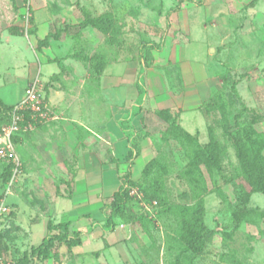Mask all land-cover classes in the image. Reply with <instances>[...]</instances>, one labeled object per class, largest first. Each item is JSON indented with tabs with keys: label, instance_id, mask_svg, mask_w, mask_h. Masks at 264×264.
I'll use <instances>...</instances> for the list:
<instances>
[{
	"label": "rangeland",
	"instance_id": "rangeland-1",
	"mask_svg": "<svg viewBox=\"0 0 264 264\" xmlns=\"http://www.w3.org/2000/svg\"><path fill=\"white\" fill-rule=\"evenodd\" d=\"M188 3L196 5L201 22L185 37L189 42L180 39L174 67H183L186 93H193L183 100L186 106L204 99L201 86L215 70L221 68L225 73L227 85L221 97L227 130L219 124L217 111L211 113L215 133L224 146L220 169L196 163L199 144L195 140L168 134L162 120L144 113L134 122L114 121L125 137L112 138L128 151L125 159L115 160V167L103 172L100 190L95 184L100 182L96 170L91 174L94 184L84 180L81 153L109 141L107 113L112 106L128 107V99L139 101L137 89L142 93V85L137 83L142 78L136 74L123 80L129 86L114 87L109 93L115 97H106L104 103L96 104L91 91L74 93L67 119L15 135L12 142L19 168L14 176L3 179L4 162H0V202L8 208L0 223L6 241L0 256L7 264H15L23 251L40 242L56 202L69 211V204L77 201L75 212L88 222L80 234L82 243L72 248L58 245L49 259L37 264H264V197L258 192L245 199L236 197L239 182L247 191L250 187L238 178L242 168L234 148L235 139L248 148L254 136L248 132L264 131V0L238 7L225 0ZM179 5L173 2L170 11ZM83 9L93 16L110 13L114 31L104 34L86 27L78 39L61 35L39 47L38 40L49 32L80 24ZM215 12L219 21L226 18L231 32L224 33L222 43L213 50L218 39L209 23ZM206 20L209 26L203 29ZM169 21L163 0H0V99L6 103L21 99L30 76L40 78V94L48 99L53 83L62 75H94L87 63L73 57L75 53L97 54L107 63L131 62L140 68L142 61H150L158 51L163 55ZM212 50L216 54H209ZM209 85L213 91L214 83ZM80 120L88 127L79 125ZM182 121L187 129L203 130V119L194 109L186 111ZM87 163V171L93 173V162ZM77 175L78 184L86 185L87 192L72 198ZM120 181L128 190L124 206L128 218L113 216L110 208L109 194ZM201 208L207 231L203 249L195 251L191 230ZM237 211L246 215L240 222L234 215ZM29 227L36 233L26 238L23 229Z\"/></svg>",
	"mask_w": 264,
	"mask_h": 264
},
{
	"label": "crops",
	"instance_id": "crops-1",
	"mask_svg": "<svg viewBox=\"0 0 264 264\" xmlns=\"http://www.w3.org/2000/svg\"><path fill=\"white\" fill-rule=\"evenodd\" d=\"M208 1H213V0H207V3ZM250 1L251 0H243V1L225 0V2L228 3L230 2L235 7L243 6L244 4H247ZM173 2L175 3L179 2L180 5L178 9L174 11H170L171 9L170 7L171 4H173ZM188 2L189 0H163V5L166 9V12L168 11L169 20H170L169 27L166 29L163 35V55L162 52L158 54L159 52L158 51L157 53L153 54L152 59L148 61L147 64H145L144 61H142L140 68H136L135 64L131 62L111 61L106 64L103 71L98 75L96 74L89 75L88 73L85 75L82 73L69 74V76L62 75L61 78H59L58 82L53 83V86L49 92V98L45 99L43 96V100L56 114L57 119L45 125L38 126L36 129L47 127L50 124L54 122H58L59 120L62 119L64 120L67 119L66 115L68 114L69 110L73 108L72 104L70 103V101L72 102L70 96L73 97L74 93L79 92V95H82L81 91L83 89L88 92L91 91L92 92L91 94L95 95L96 104L104 103L106 97L108 98H110L109 96L115 97V94L109 93L111 90H114L113 89L114 87L117 88V87H121L122 85L129 86V84L127 83L126 84L121 83L123 80L135 76L136 74L141 76L142 80L139 83H137L138 85H142V93H139L137 89V97L140 98V100L131 101L132 99L127 98L129 102L128 107L117 108L115 106H112L110 109V113H107L105 125L107 132L109 134V141L104 140L105 144L104 142L101 144V146L100 144H97L96 148H93V150L89 151L87 149L85 152L81 153V155L83 156L82 161L85 162L82 167L83 168L82 176L83 178H85L84 180H87L89 184L91 183L94 184V182L91 179L92 178L91 176L93 175L91 174H94L93 171L96 170L97 176L98 175L100 176V182L96 180L95 184H97L96 187H98L100 190H102L103 188V172H105L107 169H109L112 166L115 167V163H111L112 161L116 162L117 160H121L123 158L125 159L128 151V150L125 151L124 149L119 147V144L121 142L117 141L118 139L114 140L112 138V136L125 137L124 136L125 134H121L119 128L116 127L114 121L122 122L124 119H129L131 122H134V118H141L144 115V113L146 114L151 113V116L149 115L150 117L153 116L152 118H156L159 120L160 118L156 115V111L160 109H169L171 112H177L179 114L178 122L184 130H186L190 134H197L200 143H204L207 141L206 128L208 125V117L200 109V106L211 96L223 90L224 85L222 82V76L225 73L221 70V68L219 71L215 70V74L213 75V77L209 78L210 80L201 86V88L205 89L203 94L204 99L202 100L198 99L197 103H195L194 105L186 106L183 103L185 97L193 93H186L187 84L185 83L184 75L181 74L183 72V67L179 64H178L179 70H177L174 67L177 64V54L175 53V49L177 44L180 43L182 40H185V42H189L188 39H186L185 37H188L189 36L188 34L189 32H191V29L201 22L198 19L196 5ZM207 21L208 20L204 21L202 26L203 29H205L210 25L212 28L215 29V35H217V39H218L213 49L215 50L217 48V45H219V43H222L223 41L221 36L224 33L229 34L231 32V26H229L228 23L226 22V18L224 19V21H219L216 12L213 19L210 20L209 25L207 24ZM165 41H167V46L166 45L164 46ZM213 50L209 54H216V52L213 53ZM221 64L222 63L220 62V66ZM82 68L84 69V66H82ZM31 77L32 76H30L29 79ZM28 80L26 81V84ZM62 82L64 86H61L60 83ZM210 82L214 83L215 87L213 91L211 90L212 87L209 85ZM56 85H59L60 87L59 86L57 87ZM175 88L177 89L178 92L174 91ZM91 94L86 96H91ZM195 95L198 96L199 94L195 93ZM16 102L7 103V104H15ZM69 105L70 108H68ZM96 107H98V105H96ZM193 109L197 113H199V115L203 119V124H204L203 130L196 128L192 129L193 127L191 129H187L183 125L184 123L182 121V117L184 113L188 110H193ZM78 124L79 125L82 124L83 127H88L86 123L82 122L81 120L79 121ZM200 138L202 139L203 142L200 141ZM101 140L103 141V139ZM89 142H91V140H89ZM141 154L144 156L147 155L146 152L143 150L141 151ZM87 157L90 158L89 161ZM87 162H93V164L91 165L93 166V170H91L93 173H89L87 171L88 166H90L89 163ZM102 162H107V163H102ZM77 178L78 175L76 177L75 190L73 192L74 196H72V198L75 197V194L81 191L85 193L87 192L86 185L81 187V185L78 184L79 181L77 180ZM120 184L121 181L118 184V187ZM117 189L113 190L109 194V196ZM78 204L79 201H77L76 204L71 203L69 204L70 205L68 208L69 211L66 210L64 211L63 209L64 207H62L59 204V202H56V205L53 206V208H55V211L53 212L50 218L48 217L45 220V235L47 234L46 223L48 220H52L55 223L60 221H71L73 228L79 231L81 234L83 232L84 226H86L88 222L86 221L85 217L82 218L79 217L80 213L75 212L74 208L75 207L77 208ZM84 206H86V204H84ZM59 217H61V219H59ZM34 232L36 233V231L30 229V227L28 231L23 229V233H26L25 236L26 238L28 237V235H32ZM43 237L41 238V240L43 239ZM31 246H35V245H30L28 248H30Z\"/></svg>",
	"mask_w": 264,
	"mask_h": 264
},
{
	"label": "trees",
	"instance_id": "trees-1",
	"mask_svg": "<svg viewBox=\"0 0 264 264\" xmlns=\"http://www.w3.org/2000/svg\"><path fill=\"white\" fill-rule=\"evenodd\" d=\"M257 1L258 0H251L250 5L255 4ZM81 15L82 20L80 24H66L55 32H49L44 38L38 40L39 47L48 46L50 39L58 40L61 35H70L78 39L81 37V30L86 27H91L104 34H111L114 31L113 17L110 13L93 16L88 10L83 9ZM73 57L87 63L89 68H91L96 75L100 74L107 64L106 60L97 54L88 56L75 53ZM144 63L147 64L148 61H144ZM222 82L225 87L227 84L224 75L222 76ZM231 89H235L233 85H231ZM221 96H224V88L211 96L200 106V109L208 117V125L206 128L207 141L204 143L199 142L197 134H190L180 126L178 122L179 114L177 112H171L169 109H160L156 111V115L166 124L165 131L168 134L176 137L179 135L187 141L195 140L199 144L194 156L195 162L204 164L210 170L220 169V158L224 153V146L217 137L214 125H212L211 122V113L217 111L219 115L218 122L221 124V127L224 128L227 111ZM13 105L14 104H7L0 99V124L8 121L9 112ZM224 129L227 130V127ZM20 133L23 132L20 131L14 134L12 140L15 139V135ZM248 133L249 136L250 133L254 135L249 139L251 146L249 145L248 148H245L240 141L234 140L236 156L242 168V173L238 178H241L250 187V190L247 191L244 189L242 183L239 182L235 194L237 198H240L241 195V198L244 199L248 198L249 194L252 192H258L264 197V154L262 153L264 148V131L257 132L251 130ZM111 163L114 162L112 161ZM11 170L12 165L10 163H4L3 172H1L3 179L6 180L10 177L12 173ZM109 198L111 200L110 208L114 209L113 211L115 213L113 216L118 215L122 218H128L124 209L128 198L127 186L121 183L118 189L114 191ZM234 215L236 216L237 222H240L241 219L246 217L241 211L234 212ZM196 221L195 227L191 230L193 237L192 244L195 251H201L204 244L203 233L207 231V228L202 222V208L199 211V216ZM46 231L47 234L43 237L41 242L35 246H31L28 251H23L22 254L16 258L15 264H37L39 260L49 259L58 245H65L68 248H72L82 243L80 233L73 228L71 221H60L55 223L52 220H48L46 223ZM5 242V234L0 231V255H2V252H5Z\"/></svg>",
	"mask_w": 264,
	"mask_h": 264
},
{
	"label": "built area",
	"instance_id": "built-area-1",
	"mask_svg": "<svg viewBox=\"0 0 264 264\" xmlns=\"http://www.w3.org/2000/svg\"><path fill=\"white\" fill-rule=\"evenodd\" d=\"M40 89V78L36 75L31 77L24 88L22 98L10 110L8 121L0 124V162L10 163L12 165V176H14L19 168L12 136L20 131H33L38 126L45 125L57 119L56 114L43 100ZM7 212V206L1 201L0 223L2 216ZM0 264H7L1 256Z\"/></svg>",
	"mask_w": 264,
	"mask_h": 264
}]
</instances>
